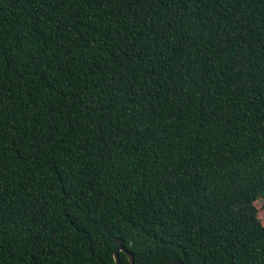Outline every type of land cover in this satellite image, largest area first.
<instances>
[{
  "label": "trees",
  "instance_id": "obj_1",
  "mask_svg": "<svg viewBox=\"0 0 264 264\" xmlns=\"http://www.w3.org/2000/svg\"><path fill=\"white\" fill-rule=\"evenodd\" d=\"M260 199L264 0H0V264H264Z\"/></svg>",
  "mask_w": 264,
  "mask_h": 264
},
{
  "label": "water",
  "instance_id": "obj_2",
  "mask_svg": "<svg viewBox=\"0 0 264 264\" xmlns=\"http://www.w3.org/2000/svg\"><path fill=\"white\" fill-rule=\"evenodd\" d=\"M117 242L120 243V240H118ZM121 252H124L128 256L131 264H135V257H134V255L124 245L119 246L116 249V251H115L116 264H122L121 263V258H120V253ZM170 264H184V263L179 262V261H174V262H172Z\"/></svg>",
  "mask_w": 264,
  "mask_h": 264
},
{
  "label": "rangeland",
  "instance_id": "obj_3",
  "mask_svg": "<svg viewBox=\"0 0 264 264\" xmlns=\"http://www.w3.org/2000/svg\"><path fill=\"white\" fill-rule=\"evenodd\" d=\"M264 204V200L260 199L256 202V207L259 211V217L261 218V220H263L264 222V209H262L261 205Z\"/></svg>",
  "mask_w": 264,
  "mask_h": 264
},
{
  "label": "snow or ice",
  "instance_id": "obj_4",
  "mask_svg": "<svg viewBox=\"0 0 264 264\" xmlns=\"http://www.w3.org/2000/svg\"><path fill=\"white\" fill-rule=\"evenodd\" d=\"M262 209H264V204L261 205Z\"/></svg>",
  "mask_w": 264,
  "mask_h": 264
}]
</instances>
